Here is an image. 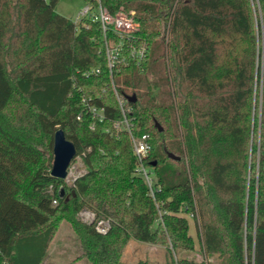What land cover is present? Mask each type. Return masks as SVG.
<instances>
[{
  "label": "trees",
  "instance_id": "16d2710c",
  "mask_svg": "<svg viewBox=\"0 0 264 264\" xmlns=\"http://www.w3.org/2000/svg\"><path fill=\"white\" fill-rule=\"evenodd\" d=\"M101 2L134 12L147 47L141 64L126 56L112 75L105 41L117 37L99 23L62 16L58 0H0V264H42L63 221L90 264H193L189 215L210 264H264V0ZM91 68L100 73L81 75ZM113 84L149 137L153 196L127 132L105 131L121 118ZM83 97L105 108L94 130ZM59 128L86 169L73 186L51 176ZM131 240L164 248L165 261L123 262Z\"/></svg>",
  "mask_w": 264,
  "mask_h": 264
},
{
  "label": "built area",
  "instance_id": "2783aa9c",
  "mask_svg": "<svg viewBox=\"0 0 264 264\" xmlns=\"http://www.w3.org/2000/svg\"><path fill=\"white\" fill-rule=\"evenodd\" d=\"M84 20L91 21L93 23H99L103 33L112 32L117 41L113 42L106 39L105 51L107 56V64L109 71L112 75L113 69L121 62H125L126 56L141 64L147 55V47L144 43L136 40V34L139 31V24L134 19V12L127 14L124 12H118L117 14H111L103 5L101 0H92L86 2V5L80 10L74 22L79 24ZM100 70L91 68L83 73L84 77L97 75ZM76 87V84H74ZM113 89L117 99L118 107L120 110L121 118L111 121V126L107 127L105 131L109 134L116 135L121 132H127L130 138L132 149L136 157V169L135 172L146 183L150 194L153 196L155 191L156 178L150 166L146 165V161L149 158L151 151V145L147 134H140L139 129L135 127L134 119L129 117L131 107L126 105L125 100L117 91L113 84ZM92 97L82 98V103L86 114H90L94 119V123L91 125V129L96 127L95 122L102 123L106 120L105 108L99 107L92 102ZM81 116H78L80 119ZM81 157H76V160ZM75 160V161H76ZM72 160L70 166L67 169V177L64 180L69 186H73L77 178L83 174H75L76 168ZM82 161V160H81ZM56 204V201L53 202ZM84 221L87 223H93L95 216L93 213L86 211L81 212ZM111 228V222L106 219L97 221L95 229L99 234L105 235Z\"/></svg>",
  "mask_w": 264,
  "mask_h": 264
},
{
  "label": "rangeland",
  "instance_id": "374dc122",
  "mask_svg": "<svg viewBox=\"0 0 264 264\" xmlns=\"http://www.w3.org/2000/svg\"><path fill=\"white\" fill-rule=\"evenodd\" d=\"M86 5L85 0H58L56 11L61 14L62 16L74 19L80 12V10ZM255 10L259 13L258 5L255 4ZM169 41V33L167 32L165 35V42ZM259 63L262 64L263 61V34L262 31L259 30ZM168 64V63H167ZM260 104H261V86L256 85L255 87V100H254V117L259 116L260 119ZM259 108V110H258ZM259 113V114H258ZM53 165V162H52ZM76 171L75 174H83L86 169L83 165V162L80 159H77L74 162ZM87 210H83V213ZM80 213L78 216L79 218L84 221V217H82ZM187 218L191 221V233L196 239L197 242V250L193 253H184L183 256L188 260L191 261L193 264L196 262H202V249L200 247L201 242V224L199 218H192V215L187 216ZM85 222V221H84ZM200 235V236H199ZM138 241H133V244H137ZM69 245V250L63 248L65 245ZM66 245V246H67ZM79 248L80 252H84L82 247L80 246L79 240L77 236L73 232L71 225L67 221H63L59 226L57 234L53 239L51 246L47 253V262L48 264H79V260L82 258L89 264V261L83 256L79 255L77 252V247ZM130 247L126 249V252L122 258L123 262H133L136 263L138 261H149L152 263H163L166 259V251L163 250L162 252V259L159 256L153 255L150 250H153L152 247L148 244H141V251L137 253H131ZM73 260V262H71ZM71 262V263H68Z\"/></svg>",
  "mask_w": 264,
  "mask_h": 264
},
{
  "label": "water",
  "instance_id": "95a60500",
  "mask_svg": "<svg viewBox=\"0 0 264 264\" xmlns=\"http://www.w3.org/2000/svg\"><path fill=\"white\" fill-rule=\"evenodd\" d=\"M130 103H134L136 101V96L127 97ZM156 126L159 128V125L156 123ZM159 131H162L159 128ZM76 147L74 143L67 139L65 132L63 129H57L54 134L53 141V165L51 169V176L56 179L65 180L67 177V169L70 166L72 160L76 157ZM168 158L172 160H179V157L168 154ZM155 164H153L154 166ZM65 196L64 188L61 187L59 190V197L63 199Z\"/></svg>",
  "mask_w": 264,
  "mask_h": 264
},
{
  "label": "crops",
  "instance_id": "0c3cea01",
  "mask_svg": "<svg viewBox=\"0 0 264 264\" xmlns=\"http://www.w3.org/2000/svg\"><path fill=\"white\" fill-rule=\"evenodd\" d=\"M76 17H77V16H76ZM72 20H74V19H72ZM133 241H135V240H131V241L128 243L126 249H128V248L130 247V245H132ZM141 244H146V243L138 242L137 244H133L134 246H131V247H130V252H131V253H137V252L141 251ZM66 245H67V244H66ZM66 245L63 246V248H65L66 250H69V245H67V246H66ZM148 245H150V246L152 247L153 250H150V252L153 253L154 257H155V256H159L160 259H162V253H163L162 251L165 250V249L162 248V247L156 246V245H151V244H148ZM76 247H77V252H78V254H79V255H77V256L80 257V255H83V252H80L78 246H76ZM126 249H125V251H124V253H123V256H124V254H125V252H126ZM202 254H203V257H202V260H201L202 263H204V264H210V263L213 262V260L207 256V254H206V252H205L204 250H202ZM122 258H123V257H122ZM47 260H48V258L46 257V258L44 259V261H43L42 264H48ZM71 262H73V260H72ZM71 262H68V263H71ZM77 263H79V264H87V262H85V260H83L82 258H81V259L79 260V262H77ZM125 263H133V262H125ZM89 264H90V263H89Z\"/></svg>",
  "mask_w": 264,
  "mask_h": 264
}]
</instances>
